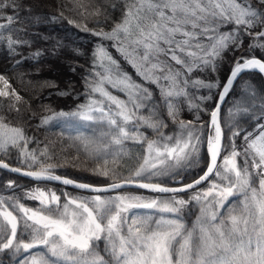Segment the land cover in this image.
Segmentation results:
<instances>
[{"label": "snow or ice", "instance_id": "1", "mask_svg": "<svg viewBox=\"0 0 264 264\" xmlns=\"http://www.w3.org/2000/svg\"><path fill=\"white\" fill-rule=\"evenodd\" d=\"M256 3L264 5V0H256ZM19 7L21 5L17 4V0H0V20L6 21L0 24V28L5 30L10 28L16 17L5 13L9 11L15 13ZM126 7L127 12L123 21L116 24L111 32L95 31L91 34L99 41H113V47L118 46L117 50L123 53L125 58L137 57L143 65H146L138 75L144 80L160 84L161 103L174 123L179 114V108L172 103V98L187 94L183 89L169 90L160 82L169 81V87H172L179 77L186 87L189 80L181 72L174 71L165 61H161V55L190 73L193 68H210L215 71L216 60L229 45L232 46L233 53L244 50L239 56H233L234 65L222 87L219 102L210 113V120L203 124L199 123V117L195 124L191 121H179L178 132L166 136L163 132L166 127L163 121L151 122L143 116L134 118V111H139L141 107H146L152 116H156V101L151 100L147 89L131 82L126 74L116 77L102 75V72H111V67L104 62L105 59L110 61L112 66H118L108 55L102 43H98L93 52L92 71L88 73L89 76L94 77V81L86 80L85 84L86 97L90 98L94 94H99L102 99H89L87 104L79 105L77 111L71 115L92 121L94 113L102 118L110 117L114 108L115 115L122 118L125 126H130L132 132L125 131V128L117 123V119L109 118L107 122L115 126L117 132V135L112 137L111 143L117 146H122L124 141L146 144V154L142 157L143 162L128 178H121V183L112 182L104 188H93L86 183H76L72 179L53 175L54 166L51 164L46 167L41 166L39 171L21 173V168H10L8 163L0 160V168L21 173L35 181H57L96 193L132 186L151 192L171 194L192 189L203 181L209 180L210 176H215L221 178L227 186L213 183L208 192L198 194L193 197V200L203 203L211 196L217 208L223 207L224 202L234 195V191L240 193L248 189L250 176L256 175L260 179V199L256 198V191L252 189V202L260 214L261 224L264 225V123L259 124L258 134L246 133L242 137L244 140L242 150L237 151L235 139L241 136L242 129L236 130L238 128L236 124L226 125L231 135L227 138L228 143L224 144V128L221 127L219 119V103L223 102L240 74L256 70L264 73V59L252 56V50L264 49V43L249 44L247 47L244 44L245 39L264 41V9H255L250 4H244L243 0L240 2L231 0L226 9L215 0H134ZM25 10L29 11V9ZM224 23H231L234 29L238 30L220 33L218 25ZM84 30L87 31V29ZM121 35L129 40L133 47L132 52H128L124 47L120 39ZM204 40L208 43L204 44ZM18 43L20 42L9 38L7 46L11 50ZM192 48H195L199 55L189 51ZM260 55L264 57V51ZM97 68L100 71H97ZM156 71H159L161 75L154 76L153 73ZM105 82L115 89L127 92L128 103L132 105L134 111L129 110L125 101L111 95L104 87ZM0 83L3 85L0 88V97H9L15 101L21 100L14 90L11 93L8 91L11 85L5 75L0 74ZM191 83L194 87L208 90L220 87L218 84L205 83L200 80L191 81ZM199 99L204 102L211 100V96ZM189 107L198 108V105H192L189 102ZM64 115L67 114L55 113L52 117H44L41 122L46 124L51 119ZM257 119L264 120V112ZM142 125L153 129L157 133V140L150 141L147 137L140 139L143 136L139 131ZM20 141H23L24 145L30 142L25 138L23 129L9 128L7 125L0 124V151L6 154L8 146L11 145L25 157H30V160H20L17 156L21 164L29 167L39 165L35 151L28 153L20 148ZM201 147L204 148L208 163L203 175L193 183L184 185L182 188H169L160 183L140 182L151 181L153 178L162 176L171 178L173 175H179L177 169L188 167L196 162ZM222 151L227 153L222 158L223 174L217 164ZM110 154L106 149L103 150V154L101 150H97L98 159H103L104 156ZM43 155L46 156L47 153ZM238 156L241 158L242 168L237 165L236 157ZM250 168L252 172H249ZM94 171L102 177L110 176L107 170L95 169ZM110 178L115 179V172ZM7 187L11 188L12 184L9 183ZM28 195L39 201L43 210L33 211L23 205L14 204V208L20 215L19 222L17 216L7 210L3 198H0V209H2L0 211V217H2L0 252L23 250L31 253V250L44 246L51 257L62 258L70 264H174V254L178 256L175 264H237L235 259L226 260L213 256L212 246L209 244L210 237L202 225L197 226L199 234L195 238L193 231L185 230L179 216L186 204L183 200L158 201L152 199L145 202L146 198L131 194L116 195L108 199H102L100 195H96L84 199L68 198L63 205H60V197L54 192L34 189ZM89 204L92 207H89ZM134 209L156 210L175 218H165L164 215L155 220H152L151 216L130 218L129 213ZM45 211L49 214L45 215ZM205 216H210L211 220L216 219V213L210 212L209 205L201 209V219ZM231 220L235 228L237 218L232 216ZM101 221L106 223L102 224ZM18 224L22 232L29 235L30 242L17 241ZM123 228L127 229L126 236L121 235ZM214 231L219 236L221 246L226 247L224 232L220 227H216ZM102 234L110 242L108 260L99 256L93 246V242L99 241ZM116 239L119 240L118 245L114 242ZM261 239L264 240V232H262ZM14 241L17 242L14 243ZM260 254L264 256V249ZM24 264H50V262L41 257L39 260L26 259ZM260 264H264V259L260 261Z\"/></svg>", "mask_w": 264, "mask_h": 264}, {"label": "trees", "instance_id": "2", "mask_svg": "<svg viewBox=\"0 0 264 264\" xmlns=\"http://www.w3.org/2000/svg\"><path fill=\"white\" fill-rule=\"evenodd\" d=\"M134 0H17L21 7L15 13L11 11L6 15H13L12 25L8 30L0 28V74L5 75L11 85L10 93L14 90L21 97L20 101H15L9 97H0V124L9 128H21L26 139L30 142L24 145L19 142V147L28 153L35 151L39 165L27 166L17 160H30L25 157L17 148L11 145L7 148V153L0 151V159L7 160L13 165H19L28 169L40 170L41 166L51 164L54 166L52 173L67 176L74 180L92 185L108 184L110 182L128 178L139 164L143 162L142 157L146 154V144L133 141H124L122 146L111 143L113 136L117 135L115 126L110 125L107 120L117 119V123L125 128V131L132 132L130 126H125L122 118L113 115L106 119L95 118L92 121L83 120L81 117L71 115L76 112L79 105L88 103L89 99L97 97L98 94L86 97V80L94 81V77L88 75L92 71L93 52L96 45L102 43L104 49L116 60L118 72L126 74L131 82L141 85L147 89L152 101H156V116H152L146 107H141L139 111H134L135 116H143L151 122L163 121L166 127L164 134L173 135L178 132V122L191 121L193 124H203L210 120V113L214 109L219 92L225 83L233 65V56H239L241 52L233 53L232 46L229 45L220 57L216 60L215 71L210 68H193L190 73L184 68L175 64L170 59L161 55L160 60L165 61L174 71H179L189 83L185 87L183 81L177 77L174 86L169 87V81H161L165 88L172 91L183 89L186 96L173 97L172 103L179 108V114L175 118L167 115L165 106L161 103L159 92L160 84L152 83L141 78L138 68L125 58L123 53L113 47V41H99L91 33L95 31L111 32L116 24H120L127 12L126 5ZM231 0H225V9ZM240 2V0H236ZM246 5H251L255 9H264V5H259L256 0H243ZM25 9H29L26 11ZM6 21L0 20V24ZM84 29H87L85 31ZM220 33H229L234 29L231 23L218 25ZM255 34V33H253ZM19 41L11 50L7 46L8 39ZM26 42V43H25ZM204 44L208 41L204 40ZM264 41L244 40L245 47L249 44H259ZM189 51L199 53L195 48ZM264 49H253L252 56L261 57L260 53ZM183 58V57H182ZM155 63V61L153 62ZM146 67V66H145ZM144 67V68H145ZM143 68V70H144ZM100 71L99 68L96 69ZM103 73L102 75H106ZM154 76H160L156 71ZM200 80L205 83L218 84L211 90L194 87L191 81ZM108 89L115 95L128 99L125 94L111 87ZM211 96V100L200 101V97ZM198 105V108L189 107ZM151 104V101H149ZM63 112L67 115L51 119L48 123H42L44 117H52L55 113ZM264 112V74L259 71H249L242 74L230 89L225 103L221 110V123L224 128V144L228 143L231 135L226 125L236 124L241 130V136L235 139L236 150L241 151L244 140L242 137L246 133H253L259 124L264 120H258ZM103 121V122H101ZM139 131L143 134L140 139L147 137L148 140H157V133L146 125L140 126ZM111 153L103 159L97 158V150ZM47 155H43V153ZM227 155L222 151L219 160V168L223 174V157ZM107 160V164H105ZM238 167H243L241 158L236 157ZM208 158L204 148L201 147L195 163L188 167L177 169L179 175L171 178L162 176L153 178L151 181L160 182L167 185H181L199 177L205 170ZM95 169L107 170L109 177H102L96 174ZM253 170L250 168L249 172ZM115 172V179H111ZM11 183L12 187L7 185ZM223 184L221 178L212 176L209 181L202 184L197 189L191 191L167 195L151 192L145 189L128 188L119 191L124 195L131 194L158 201L183 200L186 202L180 212V222L185 226L186 231H193L194 238L199 234L198 220L201 217V209L206 202H197L193 197L201 194L210 184ZM227 186V185H226ZM35 187L53 189L60 197V205H63L68 198H89L100 195L102 199L113 197L112 193L94 194L81 190L59 185L52 182H36L25 177L17 176L9 171L0 168V198L7 210L12 211L17 216L20 215L14 208V204L24 207L43 210L39 201L26 195V191ZM260 190V179L256 175L249 178V188L244 192L236 193L229 197L219 217L227 219L230 215H242L244 203L247 196L252 192ZM89 207H92L89 204ZM1 210V209H0ZM45 215L49 213L44 212ZM155 214H159L155 210ZM175 218V217H174ZM2 222V217H0ZM102 224L106 223L101 221ZM121 235H127V229L121 230ZM28 241L30 237L22 232L20 225L17 228V241ZM15 241V243L17 242ZM114 242L118 245L119 240ZM95 252L105 260L109 259L110 242L102 234L99 241H94ZM178 247V246H177ZM23 257L19 252L4 250L0 252V264H21ZM178 259L173 255V262Z\"/></svg>", "mask_w": 264, "mask_h": 264}, {"label": "rangeland", "instance_id": "3", "mask_svg": "<svg viewBox=\"0 0 264 264\" xmlns=\"http://www.w3.org/2000/svg\"><path fill=\"white\" fill-rule=\"evenodd\" d=\"M224 1L225 0H215L216 3H220L225 7ZM120 39L123 41V44L126 50L128 52H132L133 47L129 43V40L125 39L123 35H121ZM108 55L112 58V60L116 62V60L110 54ZM129 60L132 64H134L138 68L140 72L143 71V68L146 66V65H143L142 61L137 57L131 58ZM104 62L106 65H109L111 67V72L107 73L106 75H111L112 77L124 75L123 73L118 72L117 67L112 66L110 64V61H108L107 59H105ZM116 65H117V62H116ZM2 87L3 85L2 83H0V88ZM104 87L109 93H111V95L116 96L118 99L125 101L128 104L129 110H132V105L128 103L129 96L127 92L115 89L107 82H105ZM108 87H111L115 90L122 92L123 94L127 96L128 99H125L119 95L113 94L108 89ZM8 91L10 92V89H8ZM92 99H102V97H100V95L98 94L97 97H94ZM115 111L116 110L113 108L111 116L115 115ZM93 116H94L93 119L100 117L98 114H95V113L93 114ZM134 118H135V114H134ZM258 131H259V126H257V129L255 130V132H253V134L254 135L258 134ZM211 184L208 188L204 189L202 193L208 192L211 187ZM219 185L226 186L223 184H219ZM34 189H41L45 192H50V193L54 192L56 194V192L50 188L35 187ZM34 189H32L28 193H31ZM260 191L261 189L259 191H256L257 199H260ZM106 199H108V197ZM147 201H150V200H147ZM205 202H206V205L210 206V212L216 213V219L211 220L210 216H205L202 219L200 217L198 220V225H202L206 229L210 237L209 244L212 246L211 251L213 253V256L220 257L221 259H226V260L235 259L237 261V264H260V261L264 259V256H261L260 254L261 250L264 249V240L261 239L262 232H264V225L261 224L260 214L258 210L254 207V204L252 202V192L247 196L246 202L244 203V211H243L244 213L242 215L232 214L228 216L227 219L226 218L223 219L219 217L227 201H225L224 206L220 208H217L215 206L213 202V198L211 196H209L207 198V201ZM25 208H28V207H25ZM28 209H31L33 211H38L33 208H28ZM0 211H2V209ZM161 215H164L165 218H174L173 216H170L169 214H166V213L159 212V214H155V210H149V209H134L132 210V212L129 213L130 218H132L133 216L136 218H143V217L151 216L152 220L158 219ZM232 216H235L237 218V223L235 225V228L232 224V220H231ZM149 224L151 225V221H149ZM216 227H220L221 231L224 232V236H225L224 244L227 245L226 247L221 246V241L219 239V236L214 231ZM22 242L28 243L30 242V240L28 242L26 241H22ZM19 254L23 257L21 264H24V261L26 259L30 260L32 258H35L39 260L41 257L48 259L50 264H70L69 261H66L62 258L57 259L55 257H51L50 253L47 251V248L44 246H40V247H37L31 250V253L21 250Z\"/></svg>", "mask_w": 264, "mask_h": 264}, {"label": "water", "instance_id": "4", "mask_svg": "<svg viewBox=\"0 0 264 264\" xmlns=\"http://www.w3.org/2000/svg\"><path fill=\"white\" fill-rule=\"evenodd\" d=\"M256 57V56H255ZM257 58H259V57H257ZM256 71H258V70H256ZM246 72H249V71H245V72H243V73H241L240 74V76L242 75V74H244V73H246ZM264 74V73H263ZM229 75H230V73H229ZM229 75H228V77H229ZM239 76V77H240ZM227 77V78H228ZM238 77V78H239ZM237 78V79H238ZM227 80V79H226ZM237 81V80H236ZM236 81H234V83L236 82ZM226 82V81H225ZM234 83H233V85H234ZM225 84V83H224ZM223 84V85H224ZM232 85V86H233ZM223 87V86H222ZM232 88V87H231ZM230 88V89H231ZM220 94H222V88H221V90H220V92H219V95ZM219 95H218V99H217V102H216V105L215 106H217V104H218V102H219ZM228 95V94H227ZM227 95L224 97V100H223V102L222 103H219V107H220V114H219V119H220V123H221V117H220V115H221V110H222V107H223V105H224V103H225V100H226V97H227ZM215 108V107H214ZM214 110V109H213ZM221 127L223 128V126H222V123H221ZM224 142V141H223ZM222 153V152H221ZM0 160H2V159H0ZM219 160H220V158L218 159V161H217V164H219ZM3 162L4 163H8L9 164V166H10V168H17V167H15L13 164H11L10 162H8V161H4L3 160ZM5 170H7V169H5ZM9 171V170H8ZM27 171H39V170H27V169H21V173H23V172H27ZM11 172V171H10ZM12 173H15V172H12ZM21 173H15V174H18V175H20V176H23V177H26V178H29V179H32V180H34L33 178H31V177H28V176H26V175H22ZM53 174V173H52ZM53 175H57V174H53ZM203 175V174H202ZM58 176H61V175H58ZM201 176V175H200ZM199 176V177H200ZM62 178H66V179H72V178H69V177H66V176H61ZM198 177V178H199ZM211 177V176H210ZM209 177V178H210ZM198 178H196V179H198ZM195 179V180H196ZM72 180H74V179H72ZM35 181V180H34ZM76 183H84V182H81V181H77V180H74ZM37 182H52V183H56V184H59V185H64V184H62V183H60V182H57V181H37ZM122 181H120V182H117V183H121ZM140 182H153V183H160V182H154V181H140ZM194 182V180L193 181H191V182H188V183H185V184H181V185H167V184H164V183H160L162 186H165V187H169V188H182L184 185H187V184H190V183H193ZM204 182H206V181H203L201 184H199V185H196L194 188H192V189H187L186 191H181V192H177V193H171V194H178V193H183V192H187V191H191V190H193V189H195V188H197V187H199L200 185H202ZM86 184H88V183H86ZM89 185H91V184H89ZM64 186H69V187H72V188H74V189H77V190H81V191H86V192H89V193H94V194H99V193H96V192H92V191H88V190H84V189H79V188H75V187H73V186H71V185H64ZM93 188H104V187H107V185H104V186H96V185H91ZM126 188H136V187H132V186H129V187H126ZM139 189H141V188H139ZM117 190H119V189H117ZM108 192H110V191H108ZM100 193H105V192H100ZM160 194H167V193H160Z\"/></svg>", "mask_w": 264, "mask_h": 264}, {"label": "bare ground", "instance_id": "5", "mask_svg": "<svg viewBox=\"0 0 264 264\" xmlns=\"http://www.w3.org/2000/svg\"><path fill=\"white\" fill-rule=\"evenodd\" d=\"M108 53V52H107ZM109 54V53H108ZM118 91V90H117ZM100 119H106V118H108V117H99ZM4 161H7V160H4ZM9 162V161H8ZM15 167H19V168H21V169H27V170H29L28 168H24V167H22V166H19V165H14ZM2 169V168H1ZM5 170V169H4ZM30 170H35V169H30ZM39 170V169H38ZM6 171H8V170H6ZM10 172V171H9ZM12 173V172H11ZM13 174H15V173H13ZM203 174V173H202ZM201 174V175H202ZM15 175H17V176H20V175H18V174H15ZM20 177H23V176H20ZM67 177V176H66ZM212 177V176H211ZM210 177V178H211ZM26 178V177H25ZM70 178V177H69ZM198 178V177H197ZM209 178V179H210ZM29 179V178H28ZM30 180H32V179H30ZM195 180V179H194ZM34 181V180H33ZM120 181H122V180H118V181H114V182H120ZM193 181V180H192ZM207 181H209V180H207ZM206 181V182H207ZM37 182V181H36ZM191 182V181H190ZM110 183H112V182H110ZM110 183H108V184H110ZM188 183V182H187ZM205 183V182H204ZM203 183V184H204ZM108 184H102V185H96V186H104V185H108ZM185 184V183H184ZM92 185V184H91ZM64 186V185H63ZM201 186V185H200ZM199 186V187H200ZM67 187H69V186H67ZM198 188V187H197ZM197 188H195V189H197ZM34 189V188H33ZM123 189H128V188H123ZM123 189H119V190H115V191H110V192H105L104 194H109V193H112V195H113V197L114 196H116V195H120V194H122V195H124V193H120L119 191H121V190H123ZM32 189H29V190H27L25 193H26V195L27 196H29L28 194V192H30ZM86 192V191H85ZM115 194V195H114ZM168 195V194H167ZM169 195H173V194H169ZM30 197V196H29ZM23 241H25V240H23ZM29 241V240H28ZM28 241H26V242H28ZM15 242V241H14ZM22 242V241H21Z\"/></svg>", "mask_w": 264, "mask_h": 264}]
</instances>
